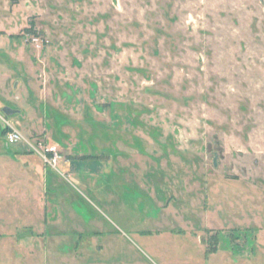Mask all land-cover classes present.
Masks as SVG:
<instances>
[{
    "label": "rangeland",
    "instance_id": "rangeland-1",
    "mask_svg": "<svg viewBox=\"0 0 264 264\" xmlns=\"http://www.w3.org/2000/svg\"><path fill=\"white\" fill-rule=\"evenodd\" d=\"M0 264H264V0H0Z\"/></svg>",
    "mask_w": 264,
    "mask_h": 264
},
{
    "label": "built area",
    "instance_id": "built-area-1",
    "mask_svg": "<svg viewBox=\"0 0 264 264\" xmlns=\"http://www.w3.org/2000/svg\"><path fill=\"white\" fill-rule=\"evenodd\" d=\"M21 142L27 143L28 140L17 128L10 129L9 132L7 133V143L9 145H15Z\"/></svg>",
    "mask_w": 264,
    "mask_h": 264
},
{
    "label": "water",
    "instance_id": "water-1",
    "mask_svg": "<svg viewBox=\"0 0 264 264\" xmlns=\"http://www.w3.org/2000/svg\"><path fill=\"white\" fill-rule=\"evenodd\" d=\"M3 111L7 114V115H10V114H16V113H19V110L17 109H13L9 106H6L3 108Z\"/></svg>",
    "mask_w": 264,
    "mask_h": 264
},
{
    "label": "crops",
    "instance_id": "crops-1",
    "mask_svg": "<svg viewBox=\"0 0 264 264\" xmlns=\"http://www.w3.org/2000/svg\"><path fill=\"white\" fill-rule=\"evenodd\" d=\"M6 197H7V194H6Z\"/></svg>",
    "mask_w": 264,
    "mask_h": 264
}]
</instances>
